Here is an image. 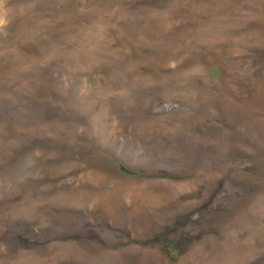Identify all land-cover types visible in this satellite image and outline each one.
Here are the masks:
<instances>
[{"label":"rangeland","instance_id":"374dc122","mask_svg":"<svg viewBox=\"0 0 264 264\" xmlns=\"http://www.w3.org/2000/svg\"><path fill=\"white\" fill-rule=\"evenodd\" d=\"M0 264H264V0H0Z\"/></svg>","mask_w":264,"mask_h":264}]
</instances>
